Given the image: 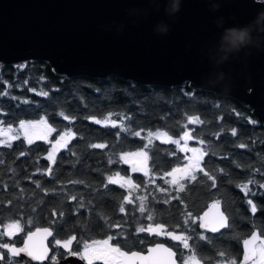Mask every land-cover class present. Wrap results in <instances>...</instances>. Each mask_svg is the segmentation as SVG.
Segmentation results:
<instances>
[{
    "label": "trees",
    "instance_id": "trees-1",
    "mask_svg": "<svg viewBox=\"0 0 264 264\" xmlns=\"http://www.w3.org/2000/svg\"><path fill=\"white\" fill-rule=\"evenodd\" d=\"M41 117L54 129L50 141L62 131L71 137L52 159L47 139L21 137L0 145L3 223L50 224L56 237L89 240L115 232L127 240L135 227L175 225L168 220L179 218V199L150 195L185 161L180 144L151 134L163 131L171 139L190 134L203 150L195 180L181 191L184 211L198 213L221 199L230 227L245 234L252 216L237 186L251 179L259 205L254 224L264 230V122L235 98L189 85H143L115 74L66 77L43 60L1 68L0 124ZM139 148L147 149L149 175L118 158ZM116 171L131 176L137 190L111 180Z\"/></svg>",
    "mask_w": 264,
    "mask_h": 264
},
{
    "label": "water",
    "instance_id": "water-1",
    "mask_svg": "<svg viewBox=\"0 0 264 264\" xmlns=\"http://www.w3.org/2000/svg\"><path fill=\"white\" fill-rule=\"evenodd\" d=\"M36 60L66 77L115 74L231 96L264 122V0H0V69ZM221 206L201 212L202 228L227 226ZM51 235L37 227L12 248L39 260ZM258 240L257 230L244 239L242 263ZM162 246L144 255L150 264H161L149 258Z\"/></svg>",
    "mask_w": 264,
    "mask_h": 264
},
{
    "label": "flooded vegetation",
    "instance_id": "flooded-vegetation-1",
    "mask_svg": "<svg viewBox=\"0 0 264 264\" xmlns=\"http://www.w3.org/2000/svg\"><path fill=\"white\" fill-rule=\"evenodd\" d=\"M125 152L127 151L120 153L118 158L120 159V155ZM192 156L196 157L194 154ZM179 167L183 168L182 164H179ZM164 180L168 183L162 187H151L150 195L164 197L167 201H171L175 197L179 199L177 206L179 207V218H169L168 220L170 223L175 221V225L158 222L135 227V231L127 240H124V236L117 232L107 233L105 236L89 240L79 238L74 234L64 238L56 237L55 227L50 224L33 227L18 226L19 231L12 230V234H2L6 225L0 220L2 224L0 228L1 264H150L144 255L158 243L165 246L156 248L155 256L149 258L151 263L154 260L155 263L161 264H264V243L261 240L255 243V256L248 261L241 262L244 239L254 230L264 237V230L254 224L258 219L256 213H259V205L254 191H252L254 188L250 187L251 179L237 186L243 191V205L252 216L248 224H252V229L245 234H242V227H230L231 217L223 209V206L221 207L228 218L226 227L219 231H209L200 226L201 212L213 201H218L222 205L221 199H212L198 213L184 211V199L181 197V191L186 188L187 183L195 180L194 176L168 177ZM160 190L163 192H159ZM147 207L151 211L152 204L149 203ZM185 214L189 218H185ZM44 226H49L52 229V235L48 239V250L38 253L42 257L39 260H34V257L25 260L30 249L19 250L12 248V245L21 246L29 231ZM138 236L141 238L140 240H138ZM222 236H224L223 243L220 242ZM92 243H96V245L91 249L92 256L90 257L87 249Z\"/></svg>",
    "mask_w": 264,
    "mask_h": 264
},
{
    "label": "rangeland",
    "instance_id": "rangeland-1",
    "mask_svg": "<svg viewBox=\"0 0 264 264\" xmlns=\"http://www.w3.org/2000/svg\"><path fill=\"white\" fill-rule=\"evenodd\" d=\"M111 118H101L98 121L106 123ZM54 133V129L47 123L44 117L35 120H20L15 124L5 125L0 124V145L11 143L17 138H24L27 141L36 139H47L50 141V136ZM153 136L161 138L163 140H174L180 144L181 149L184 152L183 168L176 166L174 170L171 169L166 174L168 177H186L193 176L194 173L201 167V158L203 155L202 147L199 143H193L194 138L190 134H183L180 138L171 139L163 131L152 132ZM71 133L68 131H62L59 135L50 141V150L47 154L49 159L53 158V155L66 145V142L70 139ZM187 153V154H186ZM186 154V155H185ZM196 155L193 157L192 155ZM120 161L128 164L133 170L142 172L149 175L148 171V152L146 148L134 149L127 151L120 155ZM179 172V174H177ZM111 180L117 181L119 184L125 185L130 190H137V185L133 181L132 177L126 174H122L117 171L114 175L110 176ZM6 225V226H5ZM5 228L2 234H12V230L19 231V225L14 221L12 223H5ZM72 239V238H71ZM104 241V240H102ZM96 245L92 243L88 247V255L91 257V249Z\"/></svg>",
    "mask_w": 264,
    "mask_h": 264
},
{
    "label": "bare ground",
    "instance_id": "bare-ground-1",
    "mask_svg": "<svg viewBox=\"0 0 264 264\" xmlns=\"http://www.w3.org/2000/svg\"><path fill=\"white\" fill-rule=\"evenodd\" d=\"M33 257H35L34 259H38V256L37 255L36 256H33L32 253H27V258L25 260H27V259L29 260V259H31Z\"/></svg>",
    "mask_w": 264,
    "mask_h": 264
}]
</instances>
